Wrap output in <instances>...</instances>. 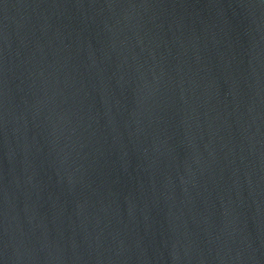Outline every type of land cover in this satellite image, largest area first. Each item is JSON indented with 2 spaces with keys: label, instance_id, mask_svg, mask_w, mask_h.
I'll return each mask as SVG.
<instances>
[{
  "label": "water",
  "instance_id": "water-1",
  "mask_svg": "<svg viewBox=\"0 0 264 264\" xmlns=\"http://www.w3.org/2000/svg\"><path fill=\"white\" fill-rule=\"evenodd\" d=\"M0 264H264V0H0Z\"/></svg>",
  "mask_w": 264,
  "mask_h": 264
}]
</instances>
